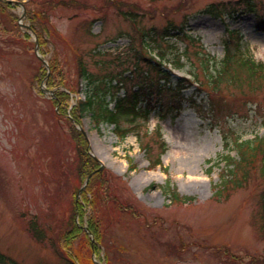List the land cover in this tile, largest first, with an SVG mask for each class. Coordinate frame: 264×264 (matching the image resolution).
<instances>
[{
	"label": "rangeland",
	"instance_id": "rangeland-1",
	"mask_svg": "<svg viewBox=\"0 0 264 264\" xmlns=\"http://www.w3.org/2000/svg\"><path fill=\"white\" fill-rule=\"evenodd\" d=\"M20 1L24 7L0 6V264H69L68 254L78 264L93 256L85 232L73 246H62L84 179L69 121L57 113L51 94L41 95L35 39L44 34L31 32L30 14L41 15L38 24L50 30L44 59L55 53L78 97L92 91L79 78V58L112 86L132 75L129 86L153 85L156 106L147 127L162 128L163 166L150 164L162 150L154 135L144 140L153 146L150 156L136 134L121 140L114 126L98 129L91 115L83 120L91 152L106 171L92 186L93 207L86 204L87 220L96 218L102 235L94 258L109 264H264V80L239 69L221 75L211 59L225 56V42H238L232 30L252 57L250 41L264 42V0H78L80 7L69 0ZM168 23L187 25L189 34H165ZM137 29L153 34L149 45ZM160 50L184 65L168 66L173 87H185L180 92L158 90L164 76L149 59ZM110 89L109 102L124 93ZM238 139L252 141L242 159ZM226 155L235 158V168ZM167 183L195 200H173L163 192ZM35 215L47 238L32 230Z\"/></svg>",
	"mask_w": 264,
	"mask_h": 264
},
{
	"label": "trees",
	"instance_id": "trees-1",
	"mask_svg": "<svg viewBox=\"0 0 264 264\" xmlns=\"http://www.w3.org/2000/svg\"><path fill=\"white\" fill-rule=\"evenodd\" d=\"M66 0H62V3H65ZM70 4L75 5L80 7L81 3L78 0H69ZM67 4V2L65 3ZM0 6L1 3H0ZM11 6V5H9ZM130 13V12H129ZM131 14V13H130ZM126 15V13H125ZM12 17H15V15L12 14ZM41 17L37 16L35 14H30L29 15V20L31 24L33 25L32 27L34 28L35 32L37 34L43 33L44 35L40 38V44L42 48V52L46 54L47 45L49 44V39L51 37L50 35V30L47 27L41 26L37 22V18ZM43 18L49 17L47 13L42 14ZM14 18V19H15ZM38 25H36V24ZM38 27V30H37ZM165 30L166 32H170L171 30L177 31V35H180L183 33L182 28H176L173 25H168ZM151 66L153 69L156 71H159L160 74H163L165 80H169V75L170 72L167 70H164L163 68V63L162 61H151ZM50 64V69L51 73L48 79V88L52 89L55 87H68L67 86V79L63 73V71L60 69V64L58 62L57 56L53 55V57L49 61ZM162 67V68H161ZM178 68H182L181 66H178ZM79 69H80V77H83L86 81H88L89 86L93 87V93L92 95H88L86 100H78L76 105H74L71 108L72 104V97L68 92L65 91H59L56 93V97L52 100V102L55 104L57 108V113L61 116H64L69 123H71V130H72V136L73 140L76 144V150L78 153L79 157V174L81 178L85 180V178L92 172H94L96 169L99 168V163L98 161L89 154V149H88V141L86 140L84 134L79 131L73 124V120H75L78 124H81L82 119L88 112L93 113L94 121L98 126H100L103 123H110L116 125V132L118 135L122 138L125 139L130 133L132 132H137L139 139H141V145L144 147V149L150 154V156L153 153V146L149 143L143 142L142 138H147L148 135V128H145V125L150 118V114L153 110V106L151 105V101H148L145 97L147 96V91L150 89H147L145 82H138L136 83L139 86L138 91H133L129 88L126 89V95L125 97H118L116 99V105L114 108H110L109 105L105 104L104 98H100V90L97 83V80L94 77V74L91 73L87 68L86 64L83 63L82 61H79ZM244 70L246 71L251 78L255 77L256 75H260L261 78L264 80V64L263 63H256L253 59L251 58H246L245 53L242 49V46L238 43L235 48L230 47L227 45V52L225 58L219 63V74H225L228 73L230 70ZM238 74L239 71H236ZM47 75V70L45 68H40L38 75L36 78H42L44 79ZM133 76L127 77L126 79H123L124 87L127 86V81L132 80ZM221 78V77H220ZM100 82V81H98ZM102 84V83H101ZM108 83L104 81V86H106ZM152 85V84H150ZM170 86L169 88H167ZM157 87L160 90H163V88H167L168 90H172L171 85H161L157 84ZM69 88V87H68ZM70 89V88H69ZM71 92L75 93L77 91H74L73 89H70ZM107 93L104 95L106 96ZM143 100H146L147 106L143 107L141 105V102ZM98 102H100L98 104ZM129 118L132 121H138L142 120L143 122H140V124H135L131 127H125L123 125V120ZM145 131L143 134L144 136H141L142 132ZM156 134L158 135V138H161V129L157 128L155 130ZM249 144L248 141L245 142H237V147L240 150V148L243 147V145ZM162 150L161 153L156 157H152V166L156 168L159 165H162V154L166 151V144L162 142ZM240 150V154H241ZM243 156V155H242ZM231 158L226 157V160L228 162L230 161ZM208 162H212V160H208ZM227 162V163H228ZM213 167V166H212ZM104 173H97L95 176L92 178L89 186H88V192H91L92 186L95 183L97 179H100L101 176ZM83 180V181H84ZM105 184V183H104ZM88 194V193H87ZM172 196L174 199H179L182 198L185 202H190L193 200L191 197H181L179 193L177 192L176 189H173L172 191ZM84 200L87 203V205H90L93 207V199H89L86 194H84ZM75 206V215L77 213L80 214L81 220L85 215V206L80 203L74 202ZM75 215L73 217V223L70 229H68L64 234L63 238L65 245L62 244V246L69 248L73 246V242L79 238L83 232L82 227L75 221ZM97 217V215H96ZM83 221V220H82ZM81 221V222H82ZM89 227L90 230L93 232L94 236L97 239L101 238L100 231H99V224L95 221V219L91 218L89 219ZM90 247H91V240H88ZM60 248L62 254H66L64 248ZM92 248V247H91ZM97 246L94 247V250H97ZM93 250V251H94ZM70 258L69 264H76V261L72 259V256L70 254L67 255V258ZM82 264H94L92 259L86 260L85 262L82 261Z\"/></svg>",
	"mask_w": 264,
	"mask_h": 264
},
{
	"label": "clouds",
	"instance_id": "clouds-1",
	"mask_svg": "<svg viewBox=\"0 0 264 264\" xmlns=\"http://www.w3.org/2000/svg\"><path fill=\"white\" fill-rule=\"evenodd\" d=\"M251 42V53L252 58L257 63L264 62V55L258 54L261 50H264V42H258V41H250Z\"/></svg>",
	"mask_w": 264,
	"mask_h": 264
},
{
	"label": "water",
	"instance_id": "water-1",
	"mask_svg": "<svg viewBox=\"0 0 264 264\" xmlns=\"http://www.w3.org/2000/svg\"><path fill=\"white\" fill-rule=\"evenodd\" d=\"M38 49V48H37Z\"/></svg>",
	"mask_w": 264,
	"mask_h": 264
}]
</instances>
